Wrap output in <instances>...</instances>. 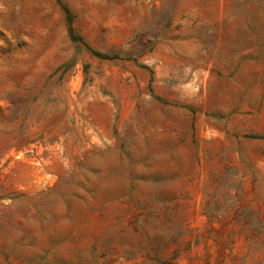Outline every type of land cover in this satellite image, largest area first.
I'll use <instances>...</instances> for the list:
<instances>
[{"label": "rangeland", "instance_id": "374dc122", "mask_svg": "<svg viewBox=\"0 0 264 264\" xmlns=\"http://www.w3.org/2000/svg\"><path fill=\"white\" fill-rule=\"evenodd\" d=\"M0 264H264V0H0Z\"/></svg>", "mask_w": 264, "mask_h": 264}]
</instances>
